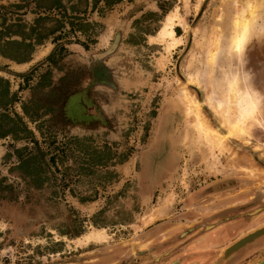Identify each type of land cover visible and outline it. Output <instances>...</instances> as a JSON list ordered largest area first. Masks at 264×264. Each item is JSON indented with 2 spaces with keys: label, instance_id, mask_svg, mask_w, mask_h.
Listing matches in <instances>:
<instances>
[{
  "label": "rangeland",
  "instance_id": "1",
  "mask_svg": "<svg viewBox=\"0 0 264 264\" xmlns=\"http://www.w3.org/2000/svg\"><path fill=\"white\" fill-rule=\"evenodd\" d=\"M103 1L0 0V264L263 258L264 0Z\"/></svg>",
  "mask_w": 264,
  "mask_h": 264
},
{
  "label": "trees",
  "instance_id": "2",
  "mask_svg": "<svg viewBox=\"0 0 264 264\" xmlns=\"http://www.w3.org/2000/svg\"><path fill=\"white\" fill-rule=\"evenodd\" d=\"M120 0H104V5L108 6V5H111L112 3H115V2H118ZM91 9H93V7H91ZM96 26H98V23L94 22V21H91V22H87V21H80L78 26L76 27V30L79 31L80 33H84L88 43H94L95 42V39L94 37H90L91 35V32L90 33H87V30H92V33L93 35L95 34L96 32ZM76 43H79L80 45H82V47L84 49H86L88 47V43L87 42H78L76 40ZM27 46H29V50H32L33 47H32V44H27ZM26 59V56L25 57H17V58H14L12 57V60H15L17 62L19 61H24ZM0 101H2V99H5L7 96V88H8V81L4 78H1L0 77ZM11 102L12 101V98L9 97L7 99L4 100V102ZM5 102V103H6ZM6 117L8 118L7 116V113H0V117ZM8 122H10V124L8 125ZM8 122H6L5 124H2V120L0 118V137L6 135V134H9L10 132H12V120L10 118H8ZM126 158L125 156H122L121 159H124ZM49 161L50 163H54V156H49Z\"/></svg>",
  "mask_w": 264,
  "mask_h": 264
},
{
  "label": "crops",
  "instance_id": "3",
  "mask_svg": "<svg viewBox=\"0 0 264 264\" xmlns=\"http://www.w3.org/2000/svg\"><path fill=\"white\" fill-rule=\"evenodd\" d=\"M176 29H177L176 26H173V32H174V35L175 36L177 35ZM262 217H264V216H262ZM235 223L236 222H234L233 219H232V221L231 220L230 221L228 220V221L224 222V224L222 226V229L225 232V240H228V239L231 240V238L233 237V234H234V231H235ZM261 226H264V222L263 221L262 222H258L255 227L256 228H259ZM262 241H264V234H261V235L255 237L251 242H248L249 244L246 243V245L247 246L248 245H251L250 243H252V244H258V243H260ZM208 242L211 243V242H214V241L212 240V238H209V236H206V237H202L201 240L199 242H197V244L198 243L205 244V243H208ZM227 242H224V246H226V245L228 246L230 244V242H228V243ZM238 249L234 250L235 251L234 253L238 252L239 251ZM232 259H234V258H232Z\"/></svg>",
  "mask_w": 264,
  "mask_h": 264
},
{
  "label": "water",
  "instance_id": "4",
  "mask_svg": "<svg viewBox=\"0 0 264 264\" xmlns=\"http://www.w3.org/2000/svg\"><path fill=\"white\" fill-rule=\"evenodd\" d=\"M264 234V226H261L259 228H255L254 230H252L251 232L241 236L240 238H238L237 240H235L234 242H232L231 244H229L225 249L224 252H232L240 247H242L243 245H245L248 242H251L255 237ZM252 264H264V257L259 259L256 262H253Z\"/></svg>",
  "mask_w": 264,
  "mask_h": 264
},
{
  "label": "bare ground",
  "instance_id": "5",
  "mask_svg": "<svg viewBox=\"0 0 264 264\" xmlns=\"http://www.w3.org/2000/svg\"><path fill=\"white\" fill-rule=\"evenodd\" d=\"M253 8H251V6L250 7H248V12L251 14V13H253L254 12V10H252ZM172 18L173 17H171V16H169L167 19H166V21H165V23H164V25H163V27H162V29L160 30L161 32H160V34L161 35H163L164 33H166L167 31H168V29L170 28V26H171V23H172ZM238 19H240L239 21V23H245V21H247V18L245 17V16H242V19L239 17ZM246 19V20H245ZM237 21V20H236ZM243 21V22H242ZM238 23V22H237ZM236 23V24H237ZM237 25H239V24H237ZM241 25V24H240ZM244 28H245V26H243ZM240 31H242V30H240ZM239 31V32H240ZM243 32H244V29H243ZM242 32H240V33H238L237 35H236V42L234 43V45L236 46V44L238 43V44H240V42H242ZM234 39V38H233ZM236 89H237V87L234 85V86H232L231 87V89H230V91L233 93V92H235L236 91ZM192 104V103H191ZM251 104V103H250ZM190 106V105H189ZM249 112H250V110H249ZM240 130V129H239Z\"/></svg>",
  "mask_w": 264,
  "mask_h": 264
}]
</instances>
